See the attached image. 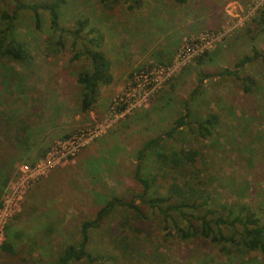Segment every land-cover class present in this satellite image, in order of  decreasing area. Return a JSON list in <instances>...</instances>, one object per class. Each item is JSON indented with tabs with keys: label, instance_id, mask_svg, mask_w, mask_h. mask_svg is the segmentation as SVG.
<instances>
[{
	"label": "rangeland",
	"instance_id": "obj_1",
	"mask_svg": "<svg viewBox=\"0 0 264 264\" xmlns=\"http://www.w3.org/2000/svg\"><path fill=\"white\" fill-rule=\"evenodd\" d=\"M43 1L51 0H21L27 5ZM60 1L62 48L52 46L57 37H52L46 13L41 12L36 30L32 14L23 10L17 33L29 44L31 64L24 67L2 61L3 66L22 75L18 82L22 87L14 94L8 90L10 96L2 100L0 113L12 108L18 117L28 114L31 133L27 161L36 159L67 134L107 123L112 103L126 93L131 78L145 69L169 65L185 41L209 32L221 36V41L183 67L157 93L141 100L135 93L131 99H136V109L113 122L103 136L75 157L48 171L44 170L45 161L39 164L46 176L24 185L19 200L12 198L18 207L0 211V216H5L3 228L0 225V245L9 224L11 242L17 250L15 258L0 250V264H55L63 245L78 239L81 222L91 219L113 195L129 200L141 193L142 187L134 178L137 165L140 176L151 181L150 197L156 196L152 191L163 193L166 180L159 170L157 152L146 153L143 160H138V153L146 141L163 136L186 110L190 124L173 138L161 141L160 151L168 156L172 151L197 152L198 177L208 183L213 199L245 203L264 214V25L257 27L254 22L264 3L187 0L178 5L173 0H136V6L131 0H120L111 6L108 0ZM13 7L10 0H0V11ZM83 18L100 30L102 50L111 61L112 81L97 89L91 107L93 118L91 110L79 111L81 90L76 83L78 74L90 69L82 55L84 49L91 48L89 43L81 39L74 43L72 37L74 21ZM252 48L262 57L238 71V75L257 81L251 94H243L240 83L232 77L207 78L223 69L233 70L239 59L253 55ZM3 74L0 66V85L7 82L1 81ZM209 114L217 115L220 124L211 138L202 140L194 133L193 122ZM23 165H14L8 192L19 184L21 176L15 175ZM44 184L52 186L48 190L52 199L33 205V191L45 195ZM143 211L146 219L137 221L129 211L119 209L100 229L91 231L90 249L111 257L108 264H264V257L220 252L199 238L180 242L171 238L173 233L163 228L164 223L149 208Z\"/></svg>",
	"mask_w": 264,
	"mask_h": 264
},
{
	"label": "trees",
	"instance_id": "obj_2",
	"mask_svg": "<svg viewBox=\"0 0 264 264\" xmlns=\"http://www.w3.org/2000/svg\"><path fill=\"white\" fill-rule=\"evenodd\" d=\"M10 1L14 7L0 11V66L4 72L1 81L7 79V82H4L7 84L6 87L4 83L0 85L2 86L0 88V106H2V100L10 96L8 90L9 93H12L22 87V84L18 83L22 80V75L12 71L7 66H3L2 61L29 67L33 59L29 44L17 33L18 18L21 11L27 10L32 14L36 30H39L41 12L46 13L49 20L48 26L53 32L52 37H57V41L52 46L60 50L63 44L64 29L60 26L58 13L63 4L62 1H43L32 5L24 4L21 0ZM131 1L134 2L133 5H138V1ZM173 1L178 5H183L187 0ZM108 2L111 6H115L120 0H108ZM254 22L257 27L264 25V8L258 11ZM72 37L74 43L81 39L83 42L87 41L91 47L82 51V55L89 62L90 69L78 74L76 78V83L81 90L79 111L87 113L95 100L97 89L100 86L110 84L112 81L111 61L102 50L103 35L88 18L74 21ZM47 42L52 44L50 39ZM252 52V56L245 55L239 59L233 70L223 69L218 73L208 74L207 78L215 76L232 77L240 83L243 94H251L257 86V81L248 75H238V71L262 57L256 49L252 48ZM197 91L198 89L192 92V97ZM5 103L7 102L5 101ZM185 108H187V102ZM31 110H35V105L31 106ZM17 115L18 113H15L12 108L0 113V199L8 185V180L12 177L14 165L22 162L26 166H31L48 150L47 148L40 153L36 159L27 161L29 157L26 152L30 150V122L26 119L28 117L27 113L26 117L23 118ZM188 116L189 111L186 110L183 115L173 121L169 130L163 136L146 141L138 153V160H143L146 153L157 152V158L161 161L159 170H162L163 175L161 176L166 180L163 193L152 191L153 195L156 196L150 197L151 181L140 176V166L137 165L134 178L142 187L141 193L129 200L113 195L95 211L91 219L81 222L78 239L75 242L63 245L57 253L55 264L110 263L111 257L105 256L101 251L97 252L90 249L89 235L91 231L100 229L103 222L119 209L127 210L131 213L132 218L143 221L146 219L143 211L144 207L149 208L152 213L156 214L157 219L164 223V229L169 230L170 234L173 233L171 238H175L180 242L199 238L217 246L220 252H233L237 256L256 254L264 257V214L245 203L227 204L213 199L210 196L208 183L198 177L199 172L197 171V165L195 166L197 152L172 151L168 156L160 151L159 144L161 141L173 138L174 134L181 128L190 124L187 121ZM219 124L218 116L209 114L205 118L193 122L196 127L194 133L202 140L211 138ZM69 135H65L63 139H67L70 137ZM187 163L191 164L192 167L188 166ZM184 165L186 167H182ZM185 168H189L188 171ZM50 187L52 186H44L45 195L37 190L33 191L31 197L35 203L32 204H44L52 199L51 196H48ZM137 201L139 202L137 203ZM22 203L25 204V201L23 200ZM8 230L9 224L4 228V241L0 245V250L15 258L17 250L11 242Z\"/></svg>",
	"mask_w": 264,
	"mask_h": 264
},
{
	"label": "built area",
	"instance_id": "obj_3",
	"mask_svg": "<svg viewBox=\"0 0 264 264\" xmlns=\"http://www.w3.org/2000/svg\"><path fill=\"white\" fill-rule=\"evenodd\" d=\"M260 2L264 3V0H261ZM220 41L221 36H216L210 32L205 33L200 37L185 41L179 47L175 57L169 65L154 66L139 72L137 75H134L131 78V82L127 87L126 93L115 99L116 101L112 103L110 107V114L107 118L109 121L107 123L92 125L90 127L76 131L75 134L71 135L67 139L55 142L45 153V156L37 161L38 163L36 162L31 166L23 165L19 169V172L16 174L17 177L21 176L19 179V184L16 187L11 188V191L8 192L10 184L8 183L4 191L3 199L0 205V211H12L14 207H18L17 203L11 200L15 197L17 199L19 198L18 195L21 193L24 185L28 184L29 186V184L33 181L44 177L46 174L44 171L45 169L48 171L49 169L54 168L59 164L65 163L69 159L75 157L82 148L97 138L103 136L117 119L125 117L129 112L136 109V99H131V97L135 96V93L138 94V98L140 97L139 100L145 98L149 94L157 93L163 87V85L172 78V76H174L176 73H179V71L191 61L210 51V49H212L213 46H215ZM44 161L45 167L43 170L39 164ZM23 167L26 168L27 171H24ZM24 175H26V177H24ZM4 218L5 216H0V225L2 228L5 224V222L2 223Z\"/></svg>",
	"mask_w": 264,
	"mask_h": 264
},
{
	"label": "crops",
	"instance_id": "obj_4",
	"mask_svg": "<svg viewBox=\"0 0 264 264\" xmlns=\"http://www.w3.org/2000/svg\"><path fill=\"white\" fill-rule=\"evenodd\" d=\"M94 104H95V103L93 102L91 107H93ZM90 110H91V112H90V116H91V118L95 117V114H94V111H92V108H91ZM87 113H89V112H87Z\"/></svg>",
	"mask_w": 264,
	"mask_h": 264
}]
</instances>
